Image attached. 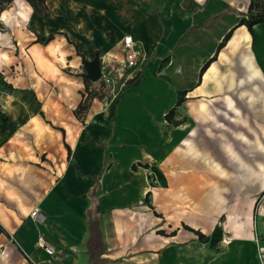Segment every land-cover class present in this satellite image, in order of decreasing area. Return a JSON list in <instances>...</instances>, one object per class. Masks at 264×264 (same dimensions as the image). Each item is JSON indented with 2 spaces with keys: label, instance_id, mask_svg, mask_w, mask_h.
I'll return each instance as SVG.
<instances>
[{
  "label": "crops",
  "instance_id": "obj_1",
  "mask_svg": "<svg viewBox=\"0 0 264 264\" xmlns=\"http://www.w3.org/2000/svg\"><path fill=\"white\" fill-rule=\"evenodd\" d=\"M44 1L45 16L25 0L0 15V40L12 30L21 60L55 58L64 69L24 77L35 104L3 116L0 264H257L254 233L236 214L214 216L204 193L246 187L227 172H240L246 141L264 130V23L252 34L239 25L251 0ZM126 35L142 65L116 102L85 100L93 82L85 88L82 57L120 59ZM3 57L0 45V67ZM39 234L53 255L36 246Z\"/></svg>",
  "mask_w": 264,
  "mask_h": 264
},
{
  "label": "rangeland",
  "instance_id": "obj_2",
  "mask_svg": "<svg viewBox=\"0 0 264 264\" xmlns=\"http://www.w3.org/2000/svg\"><path fill=\"white\" fill-rule=\"evenodd\" d=\"M16 4L17 2L10 5L6 9V12H11ZM0 31L1 33H6L8 30L2 24ZM12 38V30H10V40H0L4 41L0 42L4 50V62L2 67H0V127L5 121L4 118L8 116L6 110H8V112H16L19 110L17 107L23 105L22 103L26 105H29V103L35 104L37 98L32 95V89L24 88L26 86L25 80L27 81L29 79V74L39 69L42 71V74L47 77L51 72L64 70L61 67L63 64L62 61L55 58H45L42 61L39 59L30 60L29 58L21 60L18 56V40H13ZM108 51L110 53L118 52L117 47ZM103 55L104 54L101 56ZM24 77L26 78L25 80ZM43 78L44 80L46 79L45 77ZM129 81H131V78L126 84ZM49 85L50 86L47 87L51 90H55V93H57V91L60 92L56 87H52L51 83ZM33 86L39 91V85L35 84ZM120 93L121 91H118L115 95L110 93L106 95L101 91V94H98V91L96 92L94 89H91V91L87 90L88 96L86 100H88V98L97 97L99 99H104V102L114 103L118 99ZM6 107L7 109H5ZM6 122H9V119ZM246 147V155L241 158L244 164H240V172L238 173L236 171L237 168L234 165H230L227 172L230 180L232 177V179H234L237 175H244L246 187L244 189L213 188L204 190V193L212 194L210 198L212 200L211 204L213 205L214 216L219 217L223 214L224 218L228 219L230 215L236 214L238 218L241 219L240 224L243 222L245 230L254 233V239H252L251 242L255 247L254 261L257 264H262L264 260V243L259 241L256 242L255 238H258L264 233V130H262L261 140L258 144L254 145L247 140ZM249 152L252 154L249 155ZM198 191L199 195H201L200 190ZM257 200L258 203H256ZM227 236L228 234L224 237L223 235H218V238H215V249H226L222 246V238L227 239ZM1 252L2 250H0V254ZM27 256L31 259L29 255Z\"/></svg>",
  "mask_w": 264,
  "mask_h": 264
},
{
  "label": "built area",
  "instance_id": "obj_3",
  "mask_svg": "<svg viewBox=\"0 0 264 264\" xmlns=\"http://www.w3.org/2000/svg\"><path fill=\"white\" fill-rule=\"evenodd\" d=\"M120 49L122 54L120 59L113 55L101 56V76L92 83L90 91L94 89V91H98V94H101L102 91L106 95L108 93L115 95L116 92L122 91L126 82L132 78L134 70L142 65L144 56L137 49L136 42L131 35H126L122 38ZM29 217L37 225H41L46 221V214L39 207H34L30 211ZM227 241L228 238L223 240L224 243ZM255 241L258 242V239L255 238ZM36 246L47 255L55 253L54 245L42 234L38 235ZM262 264H264V260Z\"/></svg>",
  "mask_w": 264,
  "mask_h": 264
},
{
  "label": "trees",
  "instance_id": "obj_4",
  "mask_svg": "<svg viewBox=\"0 0 264 264\" xmlns=\"http://www.w3.org/2000/svg\"><path fill=\"white\" fill-rule=\"evenodd\" d=\"M13 1L14 0H0V15L4 10H6L13 3ZM25 1L31 6L33 16H36V15L37 16H45L46 15V5H45L44 0H25ZM261 1L262 0H251L249 7H248V10L245 13L246 17L243 18L239 23V25H245L247 30L251 34H252L253 25H255L257 23H264V11L261 8V4H260ZM259 6H260V9H259ZM255 8H257L256 12L254 11ZM1 28H2V23L0 21V29ZM232 31H233V29L229 30L224 35L222 42L218 46L217 51L224 46L225 42L230 38ZM52 36H53L52 34H50L49 36H46V37L45 36H39L37 38V42L45 45L52 39ZM215 58H216V56H213L208 61H206L205 64L202 66L200 72L202 73L206 69V67L209 65V63L212 62L213 60H215ZM83 82H84L85 88L88 89V86L91 83V81L83 78ZM87 96H86L85 100L87 99ZM181 101H182V98L179 97L177 99V104H179ZM78 108H80V104L78 105L76 110H78ZM166 117L167 118L170 117V112L168 114H166ZM147 196H148V194H147ZM256 203H258V200L256 201ZM195 232L197 233L199 239H201L203 241L207 240V238L205 239V236H203L199 231H195ZM257 239L259 242L264 243V233L262 235H260Z\"/></svg>",
  "mask_w": 264,
  "mask_h": 264
},
{
  "label": "water",
  "instance_id": "obj_5",
  "mask_svg": "<svg viewBox=\"0 0 264 264\" xmlns=\"http://www.w3.org/2000/svg\"><path fill=\"white\" fill-rule=\"evenodd\" d=\"M82 64L84 69L81 74L82 78L88 79L91 82H95L100 78V56L97 51H95L93 58L90 60L82 57Z\"/></svg>",
  "mask_w": 264,
  "mask_h": 264
}]
</instances>
